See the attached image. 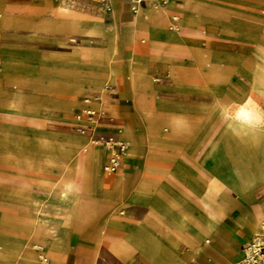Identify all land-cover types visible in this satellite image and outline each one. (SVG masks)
<instances>
[{
	"label": "crops",
	"instance_id": "0c3cea01",
	"mask_svg": "<svg viewBox=\"0 0 264 264\" xmlns=\"http://www.w3.org/2000/svg\"><path fill=\"white\" fill-rule=\"evenodd\" d=\"M193 1L214 10L190 12L194 21L189 22L182 7L175 5L158 9L146 1L140 10L135 11L131 0H107L111 7V27L104 25L99 7L77 11L64 3L56 6L57 17L84 22L80 26L69 22L71 29L105 36L100 44L77 48L75 58L67 60L74 70L67 69L64 74H59L70 84L64 90L72 94L102 91L103 86L107 90L106 99L92 105H99L105 114L100 115L99 120L105 125L97 126L94 135H114L125 140L120 135L125 115L136 116L130 76L132 67L143 70L148 77L149 72L161 76L162 84L155 83L156 98L164 110L162 117L186 121L194 126L196 133L164 128L159 136H154L148 133L143 123L139 130L145 147L144 159L149 166L157 163L160 169L125 171L121 175L122 168H140L135 157L127 160L123 157L121 168L114 175L102 171L83 176L79 198L74 194L64 198L62 189L54 186L49 189L54 196L41 203L39 196L22 186L24 177L25 180L39 177L43 183L60 179L63 174L71 177V173L57 170L61 163L56 159H49L48 170L19 178L18 190H3L6 194H19V231L0 229V264H236L242 257L243 246L255 235L252 227L255 212L264 210V207L252 204L248 195L241 200L228 189L211 187L200 190L199 182L187 183V188L183 187L188 175H184V167L177 159L178 150L187 144L192 146L191 150L202 148L208 151L214 140V127L220 120L235 130L239 129L232 123L231 114L237 104L250 98L257 67L264 62V36L260 35L254 42L252 62L257 63L246 89L232 88L231 98L229 94H222L217 99L228 107L229 114L223 118L215 113L217 102L206 116L200 118L194 117L193 108L165 107L157 97V88L169 82L174 85V79L169 64H160L159 60L195 62L196 72L202 78L204 72L210 76L217 71L227 77L225 64L216 66L214 62H228L231 57L216 52L214 46L221 39L223 30L225 37L232 39L233 35L242 34V29L237 33L225 20L258 13L259 8H264V0ZM176 2L183 5L182 0ZM222 19H225L224 23L220 21ZM168 22H171L170 26ZM178 24L180 27L176 29ZM202 84L186 87L175 82L174 87L200 92H215L217 84L228 88L227 80L208 78ZM107 86L113 88L108 90ZM29 125L41 130L37 135L42 148L38 149L51 151L55 157L66 153L57 148L76 149L90 139L89 134L48 131L45 122ZM93 145L99 149L104 169L107 151ZM208 176L209 172L202 170L196 175L203 179ZM1 205L10 206L11 203L0 198ZM35 230L42 233L43 246L34 239ZM39 259H43L42 263Z\"/></svg>",
	"mask_w": 264,
	"mask_h": 264
},
{
	"label": "rangeland",
	"instance_id": "374dc122",
	"mask_svg": "<svg viewBox=\"0 0 264 264\" xmlns=\"http://www.w3.org/2000/svg\"><path fill=\"white\" fill-rule=\"evenodd\" d=\"M176 1L172 0L171 3L159 6L158 9L174 5L182 7L189 22L190 12L200 13V10L201 12L214 10L205 5H196L193 0H182L184 2L182 6H179ZM60 3L68 4L77 11L86 10L91 6L99 7L103 12L104 25L112 26L109 17L111 7L107 0H0V198H5L8 203H11L10 206L1 205L0 207V229L19 231V194L6 196L2 192L8 189L18 190L19 178L31 176L29 174L33 171L19 170V161H25L23 163L29 166L36 163L40 165L42 162L48 163L47 160L43 161L46 150L38 149L42 145L37 135L41 130L29 124L45 122V128L48 131L80 135L76 127L87 119L73 118L75 112L79 109L92 108L105 116L99 105L98 107L92 106L106 99L107 90L104 86L101 87L102 91L72 94L64 90L68 83L64 77L59 76L67 69L74 70L67 60L75 58L77 48L83 45L100 44L105 36L75 31L68 27L71 21L55 15L54 10ZM258 11V13H251L250 16L247 15L246 18L220 20L223 23L225 20L237 33H239L238 29H242V34H232V39L225 37L223 30L221 39L214 46L216 52L231 57L228 62L223 59V62H214L216 66L225 64L228 68L227 89L217 84L214 88L215 92L212 90L202 92L190 89L179 90L174 87L175 82L188 87L203 86L205 83H202L207 80V77L197 76L195 62L159 60L160 64H169L171 76L174 78V85L169 82L168 85H160L157 88V97L165 107L193 108L196 114L194 117L200 118L211 111L222 94H229L231 98L230 89H246L257 63L252 62L254 61V42L260 35L264 36V8H259ZM82 22L78 20L71 23L80 26ZM170 24L171 22H168V26ZM177 26L180 27L179 24ZM89 37L94 39L90 41ZM144 79L148 84H155V82L158 85L162 84L161 76L154 72H149V77L145 75ZM131 84L134 89L132 78ZM139 86L140 94L145 96L147 103L152 95L156 97V90L153 92L145 89L142 82ZM112 88L113 86L106 87L108 90ZM155 101L156 108L151 112L135 99L136 116L129 113L125 115L122 124L123 132H120V135L129 137L132 140V147L124 160L135 157L140 168H122L121 175L125 171H138L146 168L145 147L139 127L146 123L145 126L148 129L149 119H153L157 127L162 126L165 118L162 117L163 112H160L159 100L155 98ZM110 119L108 121H112ZM100 123L96 122L94 128L105 125V123ZM187 125V131L195 134L194 126L188 122ZM262 125L264 123L260 122L259 126ZM213 135L214 140L208 151L202 148L191 150L192 146L189 144L181 146L178 150L177 160L184 167V175H188L184 178L183 187L187 188V183L196 182L198 184L199 182L200 190L211 187L219 190L228 189L239 199L242 200L245 195H248L252 204L264 207V134L259 140H255L252 129L235 130L232 125L220 120L214 127ZM50 142L53 143V141ZM87 142L91 143L90 139ZM55 144L59 142L55 141ZM57 150L67 151L68 147L61 146ZM34 156H36L35 159H33ZM43 170L45 168H40L38 171ZM200 170L208 171L209 176L205 179L196 177ZM102 171L110 175L115 174L108 173L103 168ZM48 182L43 183L39 177H30L27 180L24 177L22 186L36 197L39 196L41 203H44L54 196L49 189L52 190L59 184L58 179ZM203 182L205 185L202 184ZM82 187L83 184L69 195L74 194L79 198ZM77 206L79 207V203ZM263 221L264 210H256L252 226L255 234L264 233ZM33 234L37 243H40L43 235L34 232ZM42 244L41 242V246Z\"/></svg>",
	"mask_w": 264,
	"mask_h": 264
},
{
	"label": "bare ground",
	"instance_id": "6f19581e",
	"mask_svg": "<svg viewBox=\"0 0 264 264\" xmlns=\"http://www.w3.org/2000/svg\"><path fill=\"white\" fill-rule=\"evenodd\" d=\"M193 21L194 19H192V16H191L190 22H193ZM176 29H179V26H176ZM257 70H258V74L254 77V85L250 90V93H251L250 98L245 103L237 104V106L235 107L234 111H232V114H231V121L232 123L238 125L239 127L238 130L252 129V131L254 132L255 140H259L264 134V125L259 126L260 122L264 123V62L258 65ZM202 74L204 77H207V79L214 78L215 80L226 81V77L224 76L222 72L217 71L215 74L211 73L210 76H208L207 73H202ZM199 77L202 78L201 76ZM131 78H132V82L134 86L136 101L139 104L144 105L145 108H148L151 112L154 111V109L156 108V101H155L156 97L152 95L150 101L147 103L145 96L143 94H140L139 83L142 82V85L144 86L145 89L152 90L153 92L156 90V83L148 84L144 79L145 73L143 72V70H138L133 67L131 68ZM69 86L70 84H67L66 89L69 88ZM161 111L164 113L162 106H161L160 112ZM215 113L218 117H222V118L225 117L227 114H229L227 105L223 102L218 101L215 106ZM148 127H149L148 128L149 134H153L154 136H159L161 134V130H163L164 128H167L173 131L174 130L187 131L188 125L186 121H176L175 119L168 118V119L163 120V124L160 127H157L155 125L153 119H149ZM120 132H123V128L120 129ZM123 138H125V141L127 142V148L124 154V157H125V155L127 154V152L129 151L132 145V140L127 137H123ZM46 152L47 153L43 161L45 160L50 161L49 159H56L60 161L61 163L59 165L60 167L58 168L59 171H62L63 173H66V174H69V173L72 174L71 177L69 178L64 177V176H67L65 174H63L64 176L61 177L60 179L58 178V181H59L58 187L62 189V192H63L62 196L64 198H67L72 191L78 189L83 184V176L91 172H102V168H101L102 156L100 152L98 151L97 147H95V145H93L92 143L86 142L80 145L76 149H68L67 151H65L66 153L64 156L60 155V156L55 157L52 155L51 151L46 150ZM47 165L48 164L45 162H42L40 165L36 163L31 166L25 163H19V170H30L33 172H37L40 168L42 169L45 168V170H48L49 168H47ZM118 169L114 171H107V170L106 171L108 173H115L118 171ZM145 169H160V166L157 163L152 164V166H149L148 164H146ZM2 192L4 193L3 190ZM4 194L6 196L7 195L13 196V194L16 195V193H12V194L4 193ZM262 226L264 227V221L262 223ZM34 233L42 234L36 230L34 231ZM42 260L39 259V262L42 263ZM45 260H47V257H45Z\"/></svg>",
	"mask_w": 264,
	"mask_h": 264
},
{
	"label": "built area",
	"instance_id": "2783aa9c",
	"mask_svg": "<svg viewBox=\"0 0 264 264\" xmlns=\"http://www.w3.org/2000/svg\"><path fill=\"white\" fill-rule=\"evenodd\" d=\"M150 2L155 8L169 4L170 0H131L135 11L141 7L143 2ZM77 118H86L80 122L76 129L81 134H89L93 144L99 145L107 151V161L104 169L107 171L117 170L123 161L127 148V142L114 135H94V125L100 120V114L96 109L84 108L77 114ZM236 264H264V234H256L243 246V255Z\"/></svg>",
	"mask_w": 264,
	"mask_h": 264
}]
</instances>
